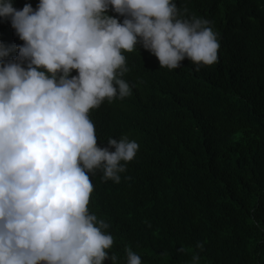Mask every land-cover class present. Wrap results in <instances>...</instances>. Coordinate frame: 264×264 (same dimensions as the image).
I'll use <instances>...</instances> for the list:
<instances>
[{"label": "trees", "instance_id": "16d2710c", "mask_svg": "<svg viewBox=\"0 0 264 264\" xmlns=\"http://www.w3.org/2000/svg\"><path fill=\"white\" fill-rule=\"evenodd\" d=\"M174 2L185 19L210 22L217 61L169 70L141 45L123 53L132 94L90 119L99 146L127 136L139 150L119 183L89 173V213L109 224L116 264L129 248L142 264L197 254L200 264H264V0ZM38 3L13 0L18 10ZM0 43L9 60L23 45L10 20L0 19Z\"/></svg>", "mask_w": 264, "mask_h": 264}, {"label": "clouds", "instance_id": "9594fccd", "mask_svg": "<svg viewBox=\"0 0 264 264\" xmlns=\"http://www.w3.org/2000/svg\"><path fill=\"white\" fill-rule=\"evenodd\" d=\"M0 19L23 41L11 60L0 43V264H116L109 224L88 210L89 173L119 183L139 145L99 146L90 112L132 94L124 52L141 45L160 68L199 70L217 61V34L174 0H0Z\"/></svg>", "mask_w": 264, "mask_h": 264}]
</instances>
